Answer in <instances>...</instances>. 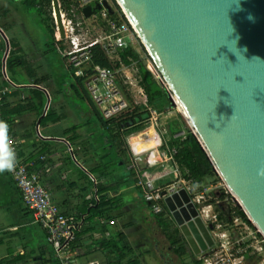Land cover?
I'll use <instances>...</instances> for the list:
<instances>
[{
    "label": "crops",
    "instance_id": "obj_1",
    "mask_svg": "<svg viewBox=\"0 0 264 264\" xmlns=\"http://www.w3.org/2000/svg\"><path fill=\"white\" fill-rule=\"evenodd\" d=\"M73 1L80 4L81 0ZM41 2L5 0L0 4V91L11 90L3 98L0 117L19 143L21 159L60 202L62 213L78 219L79 256L74 264H151L155 213L136 190L133 174L141 172L137 167L141 162L146 165L141 159L148 154L134 155L139 150L131 137L138 132L129 137L133 149L128 141L125 148L111 144L109 125L101 122V111L84 80L67 64L69 42L56 38ZM85 7L81 14L74 7L64 11L85 17ZM30 9L44 16L51 39L45 40L30 26ZM13 54L35 55V75L27 64L7 69ZM151 125L159 137L157 127ZM125 155L134 162L113 167L111 161L117 163ZM0 174L12 193L7 199L6 191L0 192V264H60L12 175L9 171ZM188 251L184 264H195L198 255L191 247Z\"/></svg>",
    "mask_w": 264,
    "mask_h": 264
},
{
    "label": "water",
    "instance_id": "obj_2",
    "mask_svg": "<svg viewBox=\"0 0 264 264\" xmlns=\"http://www.w3.org/2000/svg\"><path fill=\"white\" fill-rule=\"evenodd\" d=\"M116 3L182 103L216 170L264 237V178L258 176L264 169V0ZM53 4L65 38L60 0ZM104 8L115 13L108 0L96 1L83 13L88 19ZM179 193L195 218L188 225L174 211L172 199L165 201L199 255L215 242L186 189Z\"/></svg>",
    "mask_w": 264,
    "mask_h": 264
},
{
    "label": "built area",
    "instance_id": "obj_3",
    "mask_svg": "<svg viewBox=\"0 0 264 264\" xmlns=\"http://www.w3.org/2000/svg\"><path fill=\"white\" fill-rule=\"evenodd\" d=\"M3 1L5 0H0V4ZM96 1L102 2L103 0H81L80 6L83 8ZM114 1L116 2V0ZM113 3L111 4L113 5ZM60 10L65 40L70 45L67 64L74 70V74L78 78L84 80L88 93L101 111L103 118L108 121L126 119L133 112L134 108H141L148 111L150 122L159 127L161 114L150 106L148 93L142 86L141 81L138 79L139 82L135 83L122 73L123 68L131 67L124 64L121 56L122 52L130 46L136 49V45H141V38L121 8L120 11H116L115 9L113 15L104 8L88 19L76 17L72 14L71 16L67 11H63L61 6ZM115 14L117 16H114ZM53 16L55 19V36L58 40H62L56 20L57 14L54 4ZM96 47H100L110 58L112 64L109 67L104 68L94 63V50ZM162 82L163 85H167L164 79ZM10 93L11 90L9 89L0 91V107L2 106L4 96ZM8 142L10 147L15 151L17 161L15 168L10 174L22 193L25 205L33 211L34 222L44 231L47 242L52 247L53 253L59 260V263L74 264L79 256V251L76 248L77 232L79 229L78 219L65 216L62 213L60 202L55 200L52 194L43 186L40 176L33 173L30 165L21 159L19 143L14 138L9 126ZM175 154L176 150H171L166 156H170L169 159H173ZM148 169H150L148 165L141 164V171ZM168 174L170 172L167 171L157 173L156 175L147 176L146 181H144L146 182V186L148 185V194L145 199L151 205V209L155 213H160L162 207L159 204V200L172 197V195L186 189L191 202L197 209L199 217L203 221L209 222L206 215L200 211V202L204 198L203 195L199 196L196 201L188 187L182 185L179 188L172 185L155 187V181L163 179ZM175 175L177 179L181 178L178 172H175ZM144 182L140 181V185L144 186ZM187 206L188 203H185V207ZM208 208H212V206H208ZM214 218H216V215ZM257 230L258 232L256 230L250 232L251 240L254 241V244L249 245L248 251L245 253L251 252L254 255L263 254L264 237H261L262 234L258 228ZM258 235H260V239ZM214 247H209V249H212V252L205 258V264H241L244 263V260L247 263L246 254L242 251L235 252L226 247L230 251L228 254L226 251H223L224 247H219V249ZM234 254H237L238 262ZM224 255L228 256L224 257ZM260 264H264V256H262Z\"/></svg>",
    "mask_w": 264,
    "mask_h": 264
},
{
    "label": "trees",
    "instance_id": "obj_4",
    "mask_svg": "<svg viewBox=\"0 0 264 264\" xmlns=\"http://www.w3.org/2000/svg\"><path fill=\"white\" fill-rule=\"evenodd\" d=\"M41 1L43 6L45 7L47 18L52 21V24L54 26L55 19L52 9L53 0ZM60 4L63 11L64 9L69 11L74 7L77 14H81V7L78 1L60 0ZM114 4L117 6L115 1ZM117 10L120 11L119 6H117ZM114 16L117 15L115 14ZM94 54L95 64L100 65L104 68L110 66L108 57L99 47H96V49L94 50ZM34 56L35 55H29L21 58L13 54V57L11 59H8L7 61V69L15 68L20 64H27V67H29L33 75H35V59L32 58ZM122 60L126 66H132L137 63V67L139 70L138 79L141 81L142 86L148 93L150 106L161 114V120H165L162 122V126L165 131L163 135L164 143L162 149L164 151L176 149L177 153L174 156V160L180 170L181 176H183L188 181L196 183L198 188L200 189L204 184L206 178L215 176V165L210 159L207 151L203 148V145L200 143L197 134H194L189 124L183 118L182 114H176L175 116L171 115V112L176 109L177 105L171 96L172 93L170 89L167 87V85H161L159 83L158 80L160 78L155 73H153V71H151L143 61H141L139 54L132 46L122 52ZM79 83L82 86L81 81H79ZM124 92L126 95L125 89ZM149 117L150 115L148 111L141 108H134L133 112L129 114V117L122 120L108 121L103 118L101 113L99 114L101 122H103L105 125H109V129L107 130V132L110 135L111 144L115 145L116 147H118V145L120 144V146H122L123 148L127 146L126 141L131 135L137 132L139 133L149 126ZM0 121H3L2 117H0ZM181 131H185L186 136L183 139L176 138V134ZM130 162H134V159L130 158ZM133 174L135 176L137 184L140 181L144 182L146 180V172L144 171H141L139 173L133 172ZM139 189L141 188L139 187ZM140 194H143L142 189L139 192V195ZM217 210L220 212L219 217L223 222H228V217H231L233 219L237 217L239 219H242L251 228H254L243 208L240 209L239 207H231L229 210V214H226L223 211L222 207L218 206ZM167 214L168 208L165 206L163 212L156 216L163 219V222H166ZM179 240V235H176L175 238H173V242H177ZM183 250L185 251L186 255L189 253L188 249L184 245ZM245 254L247 259L253 260L257 258L256 255L249 252L248 254ZM261 258L262 257H260V260Z\"/></svg>",
    "mask_w": 264,
    "mask_h": 264
},
{
    "label": "rangeland",
    "instance_id": "obj_5",
    "mask_svg": "<svg viewBox=\"0 0 264 264\" xmlns=\"http://www.w3.org/2000/svg\"><path fill=\"white\" fill-rule=\"evenodd\" d=\"M110 2L113 3L112 0H110ZM113 5H114V7H115V9L117 11V6L118 5L116 6L114 3H113ZM27 13L29 15L30 26L35 27L37 29V31H39L40 35L42 33V36H43V38L45 40L51 39L50 33L46 29V25L47 24L45 23L46 19L44 18V16L40 15L39 11H37L36 9L27 10ZM140 44L141 45H136L135 47H136L137 53L139 54V56L141 58V61H143L148 66V68L151 71H153V73H155L160 78L159 81L161 82L163 79H162V77H161V75H160V73H159V71H158V69H157V67H156V65H155V63L153 61V58L151 57V55H150L149 51L147 50L146 46L141 41H140ZM57 62H58L59 65H61L60 61L58 59H57ZM122 70H123L122 73L124 75L128 76L133 82H135V83L139 82V80H138L139 70H138V67H137V63H135L131 67H125ZM61 88H62V86H61ZM171 96H172L174 102L177 105L176 109L173 110V112H172L173 114H171V115L175 116L176 114H180L181 113L183 118L189 124L191 130L194 132V134H196L195 133V129L192 127L191 122L187 118L183 107H181V105L179 104V102L177 101V99H176L175 95H173V93L171 94ZM172 116H169V117H172ZM165 119H167V118H165ZM163 121H165V120H161V117H160L159 118L160 126L156 128L158 130L159 137H160L158 139V144L155 147L151 148V149L150 148L140 149L138 151V154L137 153L134 154L136 157L139 158V157L144 156L145 154H149L152 150L157 149V151H159V153L161 155L160 160L157 161V163L150 164L151 166H148V167L151 168L150 170H143L144 172H146V175H145L146 179H147V176H149V175H156L157 173H162V172H165V171L170 172V174L165 176L163 179L156 180L155 183L153 182L155 187H160V186H163V185H172V186H175L177 188H179V186H181V185L184 186V187H188L190 189L191 193H192L193 198L196 201H197L199 196L203 195L204 198L200 202V211L204 215H206V217L208 218L209 221H212V220L215 219L214 216L217 214V211H216L217 205H220L221 203L223 204V202L229 207H233V208L234 207H237V208L239 207L240 209H242L238 199L235 198L236 196L231 192V190L229 189V187L227 186V184L225 183L223 178L220 176V174L218 173L216 168H215V171H216L215 176L206 178L204 184L202 185V187L200 189L198 188L196 183H193L191 181L186 180L183 176H181V178H179V179L176 178L175 172L178 171L180 173V170H179L177 164L175 163L174 158L173 159H169L170 156L167 157L166 156V151H164L162 149L163 143H164V136L163 135L165 133L164 128L162 126V122ZM148 124H149V126L152 127L151 122H149ZM185 136H186V132L185 131H181L178 134H176L175 137L178 138V139H183ZM94 140L97 142L96 138ZM127 141L129 143L130 147L132 148L131 143L129 141V138H128ZM199 141H200V139H199ZM203 148H204V146H203ZM121 153H124V152H121ZM122 155H124V154H122ZM124 157L126 159V160L124 159L125 161L130 160L129 157L127 158L126 155L123 156V158ZM148 161H149V158H147L146 162L148 163ZM111 162L113 164L115 163V165H113V167H115V168L123 167V166H121L120 161L119 162L117 161V163H116V161L113 160ZM112 163H111V167H112ZM141 164H144V163L143 162L139 163V165L137 167V169L139 171H140ZM127 165H130V163H128ZM180 175H181V173H180ZM180 179H182L184 182L182 180H180ZM145 183L146 182L143 183L144 186L140 185V182L136 185L138 189L140 187L143 190V193H144L143 197L144 198L148 194L147 193L148 192V185L146 186ZM2 190L6 191L7 199L11 198L12 193L9 190L5 179L2 178V176L0 174V192ZM159 204L162 207V209H164L165 206H167V203H166L165 199L159 200ZM208 206H212V208H208ZM167 208H168V212H171L168 206H167ZM223 208L225 209V207H223ZM234 222H235V225H236L234 228L237 229V227H238L240 229L239 231L242 234L241 238L237 237V238H235V240H237V243L243 242V245L242 246L240 245L237 249H232V248H230V249H232L235 252L242 251L243 253H245L246 251H248L249 245L254 244V241L251 240L250 232H252L253 230H256L258 232V230L254 226V224H252L254 226V228H251L247 223H245L243 220H241V219H239L237 217L234 218ZM260 235H258L259 239L261 237H263L262 235L260 237ZM185 240H186V238H185ZM233 240L234 239H230L229 240V239L226 238V241L232 242ZM186 242H187V240H186ZM226 252L229 254L230 251L227 249ZM227 256L228 255H224V257H227ZM234 256L237 257L236 261L238 262L239 259H238L237 254H234ZM262 256H264V252H263V254L261 253V254H257L256 255V257H257L256 259L257 260L256 259H253V260L247 259V257H246V262L247 263H245V260H244V263H241V264H260V261H261L260 257H262Z\"/></svg>",
    "mask_w": 264,
    "mask_h": 264
},
{
    "label": "flooded vegetation",
    "instance_id": "obj_6",
    "mask_svg": "<svg viewBox=\"0 0 264 264\" xmlns=\"http://www.w3.org/2000/svg\"><path fill=\"white\" fill-rule=\"evenodd\" d=\"M114 155L117 156V153H114ZM120 163L126 164V161L122 159ZM126 168H128V165H126ZM135 188L139 193L141 189H138L136 185ZM140 195L142 197L144 196V193ZM218 206L222 207L223 211L226 214H229V210L231 207L227 206L223 202V204L221 203L220 205H217L216 208L217 214L214 220L209 222H205L202 220L204 224L209 228L212 238L215 240L214 241L215 244L213 246H215L214 248L217 247V249H219V247H224L223 251L227 250L226 247L229 249L230 248L237 249L240 245L241 246L243 245V242L237 243V240H235V238L237 237L241 238L242 236L241 232L239 231L240 229L238 227L237 229L234 228L236 225L234 219L231 217H228V222H223L222 220H220L219 217L220 212L217 210ZM223 207H225V209ZM163 210L164 209H162L160 213H155L152 210L155 213L154 215L155 223L151 228L153 234V243H154V247L152 246V244L150 245V247L152 246L151 250L153 252L151 264H184L183 256L186 257V253L183 250V245L188 250L190 245L188 242H186L185 235L181 230V226L177 224L172 212H168L166 222H163L162 221L163 219L158 218L156 216L161 214ZM185 224L188 225L189 222L185 221ZM195 227L198 229L199 223L195 222ZM176 235L180 236V240L177 242H173V238H175ZM226 238L229 240L230 239H234V240L230 242V241H226ZM211 250L212 249H207L206 251L202 250L201 254L197 256L196 258L197 260L195 264H205V258L211 254L212 252Z\"/></svg>",
    "mask_w": 264,
    "mask_h": 264
},
{
    "label": "bare ground",
    "instance_id": "obj_7",
    "mask_svg": "<svg viewBox=\"0 0 264 264\" xmlns=\"http://www.w3.org/2000/svg\"><path fill=\"white\" fill-rule=\"evenodd\" d=\"M141 41H142V39H141ZM177 101L182 106V103L178 99H177ZM158 139H159V137L157 136L156 131L151 126L140 131L139 133H137V135L131 137L132 143L136 146V148L138 150L147 149V148L151 149V148L155 147L158 144ZM148 156H149V161H148V163H146V165H149L150 163L151 164L157 163V161H159L160 157H161V155H160L159 151H157V149L152 150L148 154ZM178 194L179 195L174 194V195H172V197H170L173 201L172 206L174 207L175 212H177V215L181 219L187 220L188 222H189V220H192V221L195 220V218H193V216H192L193 211L188 209V206L185 207L186 198L184 196H182L180 193H178ZM235 198H237V197H235ZM189 217L191 219H186Z\"/></svg>",
    "mask_w": 264,
    "mask_h": 264
},
{
    "label": "clouds",
    "instance_id": "obj_8",
    "mask_svg": "<svg viewBox=\"0 0 264 264\" xmlns=\"http://www.w3.org/2000/svg\"><path fill=\"white\" fill-rule=\"evenodd\" d=\"M16 154L8 142V125L0 121V173L11 172L16 166ZM258 176L264 178V169L258 171Z\"/></svg>",
    "mask_w": 264,
    "mask_h": 264
}]
</instances>
